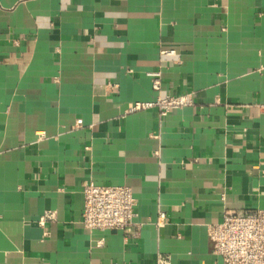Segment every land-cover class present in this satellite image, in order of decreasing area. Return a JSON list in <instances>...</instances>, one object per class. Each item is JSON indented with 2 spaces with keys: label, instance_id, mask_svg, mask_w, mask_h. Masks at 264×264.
<instances>
[{
  "label": "crops",
  "instance_id": "crops-1",
  "mask_svg": "<svg viewBox=\"0 0 264 264\" xmlns=\"http://www.w3.org/2000/svg\"><path fill=\"white\" fill-rule=\"evenodd\" d=\"M90 181L132 188L139 235L85 227ZM256 207L264 0H0V264H224L208 226Z\"/></svg>",
  "mask_w": 264,
  "mask_h": 264
},
{
  "label": "built area",
  "instance_id": "built-area-1",
  "mask_svg": "<svg viewBox=\"0 0 264 264\" xmlns=\"http://www.w3.org/2000/svg\"><path fill=\"white\" fill-rule=\"evenodd\" d=\"M165 55H173V49H164ZM155 90L161 91L160 73H150ZM118 87V84H114ZM191 93L157 95L150 101H135L128 105L127 112L158 108L161 115L171 110L191 105ZM81 122V120L79 121ZM42 136L43 131H38ZM82 222L89 229H120L127 235H139L142 222L136 221L137 200L127 185L99 184L90 181L84 187ZM48 212L41 222L54 217ZM167 213L159 211L156 225L166 224ZM214 244V253L222 257L224 264H264V207L247 209L244 212L225 211L222 219L208 226ZM156 264H171L170 257L159 253Z\"/></svg>",
  "mask_w": 264,
  "mask_h": 264
}]
</instances>
